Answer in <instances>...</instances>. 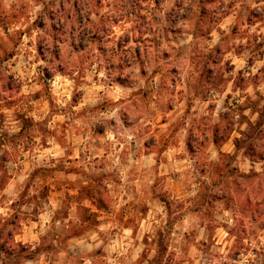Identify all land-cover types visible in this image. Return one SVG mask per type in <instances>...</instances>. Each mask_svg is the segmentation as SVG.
<instances>
[{
    "label": "rangeland",
    "instance_id": "obj_1",
    "mask_svg": "<svg viewBox=\"0 0 264 264\" xmlns=\"http://www.w3.org/2000/svg\"><path fill=\"white\" fill-rule=\"evenodd\" d=\"M0 158L54 264H264V0H0Z\"/></svg>",
    "mask_w": 264,
    "mask_h": 264
},
{
    "label": "crops",
    "instance_id": "obj_2",
    "mask_svg": "<svg viewBox=\"0 0 264 264\" xmlns=\"http://www.w3.org/2000/svg\"><path fill=\"white\" fill-rule=\"evenodd\" d=\"M214 161V159H213ZM251 162V161H250ZM4 163V165H3ZM252 163V164H251ZM250 164L253 165L255 162H251ZM5 166L9 168L6 183L0 185V198L2 202L0 203V230L3 225L10 226L9 229L5 228V232L8 231L9 235L7 237V244H21L25 249L22 252V255L19 256V263L18 264H54V260L52 259L53 256L60 257L63 256L64 253H61V247L58 246V243H55L54 240L52 242H44L47 235H49V231L51 227L55 225V215H56V208L53 207V202L51 198L48 200L47 207L40 208L39 210H34L31 207H28L26 203L25 206L20 203L21 210L24 212L20 213L19 210H14L15 199H21L23 197L26 198L25 192H28L27 182L23 184L21 192L14 193L13 187H15L16 183L19 181L21 182L23 179H27L28 176L25 172L21 169L17 171V164L14 161H3L0 158V175H1V168ZM11 170V171H10ZM246 172V170H243ZM249 171V170H247ZM34 195V194H33ZM29 196V195H27ZM7 200V204H10L11 212H8L7 206L3 205V202ZM25 207V208H24ZM228 212L227 208H223V213ZM20 215H22L20 217ZM233 216H231L232 218ZM13 218V222H8L9 219ZM12 219V220H13ZM233 221V219H232ZM8 224H7V223ZM220 227V225H217ZM227 232V231H226ZM72 236H68L69 239L68 245H76L78 241H74L71 239ZM1 244V241H0ZM250 244L252 242L250 241ZM60 245V244H59ZM57 251V252H55ZM55 252V253H54ZM64 252V251H63ZM69 253V252H68ZM16 255V254H15ZM17 256V255H16ZM14 257V255H12ZM5 254L2 249H0V263L2 264L5 262ZM7 260V259H6ZM8 264V263H6Z\"/></svg>",
    "mask_w": 264,
    "mask_h": 264
},
{
    "label": "trees",
    "instance_id": "obj_3",
    "mask_svg": "<svg viewBox=\"0 0 264 264\" xmlns=\"http://www.w3.org/2000/svg\"><path fill=\"white\" fill-rule=\"evenodd\" d=\"M125 12H126V16L127 15L129 16L132 13V12H130V10H128V11L126 10ZM214 141H216V139ZM252 157L253 156L250 157L251 162H253ZM241 177L243 179L247 178V177H253V178L256 177L257 178V177H259V175L255 172H251L250 174H246V173L242 172ZM263 181H264V178H259L257 183H256V184L260 185V190L257 194L254 193V191H252L254 188H250L253 185V183L252 184L250 183L248 185L249 190L245 194H242V193L245 190L246 186H244V185H247L246 183H244V185L243 184L240 185L239 183H236V188H235V194H237L239 196V198L243 196L241 199L242 200L244 199V202H242L240 207H239L242 210L241 213L239 211L242 221L244 222V214L247 212L251 216L252 221L259 219L260 225L258 226V230L264 229V187H262V184H264ZM219 191L221 193L223 192L221 190H219ZM225 196H226L225 194L218 195V194H216V192H214V194H212L211 198H223L224 199ZM233 199L235 200V198H233ZM242 205H243L244 210L241 208ZM235 215H233L232 219L236 223L237 219H236ZM12 219L13 218L9 219L8 222H13L14 219L13 220ZM243 222L241 223V225L243 224ZM5 228H6V224L3 225V227H1V230H0V241H1L0 249H2L4 251V254H5V259H4L5 262H3L2 264H6V263L18 264L19 263V256L22 255L23 249H25V248L21 244H10V245L7 244L6 245L9 232L8 231L5 232ZM246 229H247L246 226L243 227V225H242L241 232L246 233ZM228 232H230V231H228ZM247 234H248V232H247ZM243 238H245V237H243ZM12 255H14V257H12Z\"/></svg>",
    "mask_w": 264,
    "mask_h": 264
}]
</instances>
